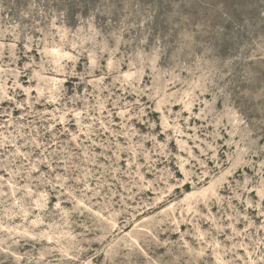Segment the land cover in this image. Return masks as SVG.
<instances>
[{"label":"rangeland","instance_id":"obj_1","mask_svg":"<svg viewBox=\"0 0 264 264\" xmlns=\"http://www.w3.org/2000/svg\"><path fill=\"white\" fill-rule=\"evenodd\" d=\"M0 264H264V0H0Z\"/></svg>","mask_w":264,"mask_h":264}]
</instances>
